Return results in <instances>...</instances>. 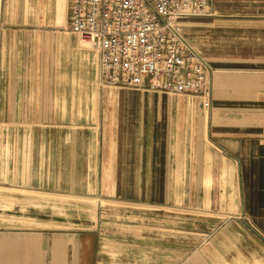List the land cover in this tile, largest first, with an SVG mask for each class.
<instances>
[{
  "label": "crops",
  "instance_id": "0c3cea01",
  "mask_svg": "<svg viewBox=\"0 0 264 264\" xmlns=\"http://www.w3.org/2000/svg\"><path fill=\"white\" fill-rule=\"evenodd\" d=\"M207 11L208 110L100 86L68 0H0V264H264V0Z\"/></svg>",
  "mask_w": 264,
  "mask_h": 264
},
{
  "label": "built area",
  "instance_id": "2783aa9c",
  "mask_svg": "<svg viewBox=\"0 0 264 264\" xmlns=\"http://www.w3.org/2000/svg\"><path fill=\"white\" fill-rule=\"evenodd\" d=\"M207 9L208 0H68V26L97 53L100 86L198 97L208 110L211 72L177 26Z\"/></svg>",
  "mask_w": 264,
  "mask_h": 264
},
{
  "label": "rangeland",
  "instance_id": "374dc122",
  "mask_svg": "<svg viewBox=\"0 0 264 264\" xmlns=\"http://www.w3.org/2000/svg\"><path fill=\"white\" fill-rule=\"evenodd\" d=\"M233 98V96H229L226 100H230V99H232Z\"/></svg>",
  "mask_w": 264,
  "mask_h": 264
}]
</instances>
